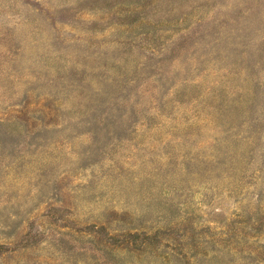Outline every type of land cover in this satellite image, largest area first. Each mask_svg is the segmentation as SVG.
<instances>
[{
	"label": "rangeland",
	"instance_id": "1",
	"mask_svg": "<svg viewBox=\"0 0 264 264\" xmlns=\"http://www.w3.org/2000/svg\"><path fill=\"white\" fill-rule=\"evenodd\" d=\"M0 264H264V0H0Z\"/></svg>",
	"mask_w": 264,
	"mask_h": 264
}]
</instances>
